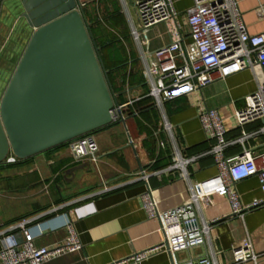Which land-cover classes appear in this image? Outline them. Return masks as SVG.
<instances>
[{"label": "crops", "instance_id": "0c3cea01", "mask_svg": "<svg viewBox=\"0 0 264 264\" xmlns=\"http://www.w3.org/2000/svg\"><path fill=\"white\" fill-rule=\"evenodd\" d=\"M98 53L112 70L110 87L116 102L131 101L123 122H112L90 132L98 143L97 161L75 159L70 142L55 145L35 155L0 162V231L21 220L33 218L35 246H54L67 235L61 225L63 214L70 218L83 247L44 261L42 264H107L161 244L162 234L156 219L148 218L141 208L140 196L146 188L141 171L148 175L149 188L156 191L159 207L172 208L188 199L189 182L214 175L212 154L200 156L187 165L188 180L177 170L166 168L173 160L172 148L193 156L208 151L213 140L201 128L197 113L201 108H216L224 119L226 138H236L240 131H258L262 121L239 127L235 111L244 107V96L254 91L263 75L259 67L216 79L191 93L164 101V119L171 125L164 129L158 107L148 96V74L156 73L155 48L169 43L163 23L139 29L143 44L130 34L137 27L132 0H78ZM193 0H174L182 19ZM246 29L250 34L264 30V0H238ZM137 18V17H136ZM183 33L186 27L183 26ZM189 41V37H186ZM102 60V58H101ZM127 136V137H126ZM132 140V143L130 141ZM130 141V142H128ZM254 153L264 151V131L248 136L244 143ZM241 150L232 144L225 150L233 156ZM243 203L260 197L257 176L236 183ZM57 206V207H56ZM56 207V210L53 208ZM210 223L205 242L173 254L156 248L140 264H172L212 255L221 264H234L232 247L249 238L264 264V203L233 214L226 197L212 195V203L202 209L198 220ZM41 222L38 234L33 225ZM20 236V230H15ZM173 258V259H172ZM250 264V263H249Z\"/></svg>", "mask_w": 264, "mask_h": 264}, {"label": "built area", "instance_id": "2783aa9c", "mask_svg": "<svg viewBox=\"0 0 264 264\" xmlns=\"http://www.w3.org/2000/svg\"><path fill=\"white\" fill-rule=\"evenodd\" d=\"M137 27H131L130 34L134 40L143 44L139 29L155 27L163 23L169 35V43L154 50L156 73L148 74L150 86L148 96L158 107L164 120V129L170 131L171 125L164 119V101L191 93L216 79L240 72L244 68L259 67L263 75L257 81V87L244 96V107L235 111L239 127L253 121H262V127L253 133L264 131V30L258 34H250L243 20L238 0H193L179 19V12L174 7V0H132ZM183 26L186 33L182 32ZM189 37V41L186 40ZM131 101L122 104L114 103L110 109L111 122L123 120L128 113ZM197 118L204 133L213 140L210 149L205 152L187 156L176 145L172 148L173 160L166 168L177 170L182 179L188 180L186 167L200 156L212 154L216 173L211 177L189 182L188 199L175 207H159L156 191L149 188L148 175L143 172L141 178L146 188L140 196L141 208L148 218L156 219L162 234L161 244L141 251H134L127 257L110 261L107 264H140L156 248H166L171 256L181 249L203 244L210 229V223L198 220L203 208L212 203V195L226 197L233 214L242 215L244 211L264 203V151L254 153L244 147L245 139L253 133L240 131L236 138L227 139L224 119L216 108H201ZM131 143L132 140L130 139ZM240 144L241 150L233 155L224 153L228 146ZM71 155L77 160L97 161L98 143L91 133L71 139L69 144ZM5 160L17 162V158L9 153ZM257 176L260 197L243 203L235 188L237 182L247 177ZM57 207V206H56ZM56 207L53 210H56ZM59 224L67 229L66 237L57 245L35 246V233L28 223L32 218H22L8 224L7 232L0 231V264H42L52 258L82 249L79 233L73 223L62 215ZM41 222L34 224L38 234L45 229ZM20 230V236L15 230ZM253 249L249 238L232 247L234 264H257L259 257ZM173 259V258H172ZM201 264H221L212 255L211 258L200 257ZM172 264H194L192 261Z\"/></svg>", "mask_w": 264, "mask_h": 264}, {"label": "water", "instance_id": "95a60500", "mask_svg": "<svg viewBox=\"0 0 264 264\" xmlns=\"http://www.w3.org/2000/svg\"><path fill=\"white\" fill-rule=\"evenodd\" d=\"M12 19L29 38L0 92V162L111 124L116 95L80 2L0 0V52Z\"/></svg>", "mask_w": 264, "mask_h": 264}, {"label": "rangeland", "instance_id": "374dc122", "mask_svg": "<svg viewBox=\"0 0 264 264\" xmlns=\"http://www.w3.org/2000/svg\"><path fill=\"white\" fill-rule=\"evenodd\" d=\"M136 19L137 18L135 17V20ZM13 23L14 19H12L11 22L6 26V29L1 36L2 39H6V44L4 47H2L0 52V92L2 86L10 74L12 65H14L16 58L20 56L19 54L21 53L29 38L27 32L23 30L22 27L17 25V23L14 26L12 32L9 33Z\"/></svg>", "mask_w": 264, "mask_h": 264}, {"label": "trees", "instance_id": "16d2710c", "mask_svg": "<svg viewBox=\"0 0 264 264\" xmlns=\"http://www.w3.org/2000/svg\"><path fill=\"white\" fill-rule=\"evenodd\" d=\"M101 56V55H100ZM101 58H102V62H103V65H104V67H105V69L107 70V75H108V80L111 82V69L105 64V62H104V60H103V57L101 56ZM128 111H129V107H128ZM130 113H131V111H129ZM88 133H90V132H88ZM71 141V140H70ZM70 141H67V142H70ZM64 143V142H63ZM60 144H62V143H60Z\"/></svg>", "mask_w": 264, "mask_h": 264}]
</instances>
